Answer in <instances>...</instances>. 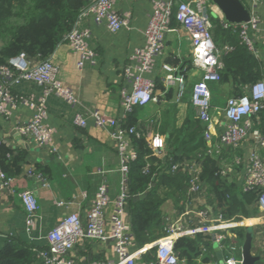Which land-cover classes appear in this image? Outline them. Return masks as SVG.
I'll use <instances>...</instances> for the list:
<instances>
[{
	"label": "crops",
	"instance_id": "0c3cea01",
	"mask_svg": "<svg viewBox=\"0 0 264 264\" xmlns=\"http://www.w3.org/2000/svg\"><path fill=\"white\" fill-rule=\"evenodd\" d=\"M241 1L252 16L258 17V27L252 30L251 34L258 53V56H255L264 64V0H260L257 5L253 4V0ZM115 8L122 15L130 13L129 25L118 32H111L106 24L96 23L92 15L81 20L80 29L88 31L86 40L96 53L93 60H84L80 65V53L74 51L67 42L60 44L54 52L52 60L59 68L58 79L63 86L71 89L79 103L72 104L55 93L45 96L43 87L33 81H23L11 88L18 97L44 98L47 107L45 123L55 129L53 142L57 152H52L48 145H40L32 137H25L18 131L19 124L27 123L33 116V110L26 103L10 106L9 118L0 113V141L27 152L23 170L13 176L16 193H11L8 189L0 192V248L9 240L16 239L38 250L46 249V233L59 225L69 213L78 212L83 224H86L87 210L96 199L102 184H106L108 194L112 198L122 190L121 157L110 139L109 132L98 127L90 113L98 112L117 118L124 116L123 91H130L132 88L131 79L125 74V69H135L138 63L133 55L136 49L144 48L147 44L145 29L153 12V4L151 0H121ZM210 8L215 43L221 49H231L229 40L222 34V29H219L217 23L218 19H225L223 12L213 0ZM172 27L174 30L166 34L164 54L158 57L154 70L145 74V77L154 83L157 82L158 87L162 86L161 80L163 81L166 74L164 64L181 69L182 63L184 65L189 62L192 54L188 34L178 23H173ZM227 51L229 50H224L222 59ZM175 60H180L181 65H175ZM186 70L187 67L183 73ZM201 74L200 69L191 66L184 74L186 89L182 96L175 98L173 86L170 87L171 100L167 96L162 97L158 102H150L140 108L138 123L147 137L151 138L158 133L164 138L166 146H170L171 135L177 136L189 118L191 121L198 119L191 104V92ZM237 85L231 77L228 82L211 84L212 109L209 129L212 137L210 141L205 139L206 147L199 150L202 158L198 176L204 193L176 194L164 202L162 210L170 223H178L183 229L205 223V219L196 214L198 211L206 212L209 220L215 219L219 214H222L224 219L235 221V218L239 217V224L228 230L201 234V253L192 261L180 260V264H222L225 257L232 254L241 264L242 246L246 236L241 238L239 235L243 230L253 233L252 252L260 257L255 264H264V213L257 208L251 194L247 193L250 190L245 182L248 158L257 144L256 139L250 137L237 147L220 141V135L228 121L225 112L228 98L240 92L249 93L250 85L245 84L240 90ZM160 90L161 88H157L158 94ZM78 113L88 118L87 127L75 124ZM157 119L159 124L156 126ZM259 121L258 124L256 120V125L264 134V120L260 117ZM209 145L211 152L208 151ZM258 149L264 158V147ZM194 157L196 159V156H193L191 160H194ZM206 157L209 158L206 167L208 171L203 175V160ZM29 168H35L42 176L27 175ZM217 171L220 172L221 180L216 176ZM220 182L223 190L231 186L237 195L236 205L227 209L226 214L214 210V189ZM25 188L33 190L40 203L32 233L26 229V215L17 193ZM129 209L128 202V222L131 221ZM111 211L109 213H112ZM107 221L110 231V218ZM220 237L222 239L219 242L217 239ZM132 245L133 248H138L135 241ZM154 245L155 242L147 244V250ZM71 258L78 264L116 261L114 241L87 239L73 249ZM149 259V255L144 253L139 259V264H149L152 262ZM31 264H45L36 250Z\"/></svg>",
	"mask_w": 264,
	"mask_h": 264
},
{
	"label": "built area",
	"instance_id": "2783aa9c",
	"mask_svg": "<svg viewBox=\"0 0 264 264\" xmlns=\"http://www.w3.org/2000/svg\"><path fill=\"white\" fill-rule=\"evenodd\" d=\"M86 1L74 25L58 44L59 46L67 42L74 51L80 53L82 59L79 62L80 65L84 60H93L96 54L86 40L88 31L80 29L82 19L92 15L96 23L106 24L113 33L127 27L130 23V13L122 15L115 8L121 0ZM151 2L153 12L150 15L148 27L145 29L147 44L144 48L136 49L133 55L138 63L135 69H125V74L131 79L132 88L130 91H123L124 116L117 118L98 112L90 113V116L94 117L95 124L109 132L110 139L121 157L122 190L119 195L112 198L108 194L106 184H102L97 191L96 199L87 210L86 224H83L78 212H72L64 217L59 225L50 229L46 233L47 248L43 250L34 248L45 264H78L71 258V252L79 243L87 239L101 242H108L112 239L117 259L109 262L93 261L86 264H139V259L146 252L147 245L133 248L132 244L135 240L132 236L131 224L127 221V203L132 197L129 189L131 162L138 156L132 140L133 136L141 137L145 132L141 126H128L126 117L136 107L160 100L155 92L154 81L145 77V74L154 70L158 57L164 54L166 34L174 30L171 26L173 17L188 34L192 52L190 59L193 66L202 72L200 79L193 86L191 102L197 117L207 126L204 133L205 139L211 140L212 134L209 129L212 109L211 84L220 81L224 65L222 54L224 50H230V47L221 49L215 43L209 15L211 0H151ZM259 2L260 0H253L254 5ZM222 22L224 27L238 30L243 43L258 56L255 39L251 34L252 30L258 27V17L251 16L249 22L239 24L230 23L226 19ZM53 55L54 52L45 59H33L21 53L0 66V113L9 118L10 106L26 103L33 110V116L27 123L19 124L18 131L25 137H32L40 145H48L50 150L56 153L57 148L53 142L55 129L45 123L47 107L44 98L18 97L11 89L13 85L20 82L33 81L43 87L45 96L55 93L72 104L79 103L71 89L63 86L59 81V68L52 60ZM163 69L166 71L164 81L167 87L170 88L179 83L178 95L182 96L185 92V84L183 77L177 76L179 68L164 64ZM262 70L263 78L248 87L249 93L228 98L225 107L228 121L220 135V141L223 144L237 147L250 137L256 139L257 144L248 158L245 182L248 189L259 191L256 205L264 213V158L258 149L264 147V134L256 125V120L259 124L261 113L264 112V65ZM75 124L87 127L88 118L78 113L75 117ZM150 145L161 154L166 147L164 138L159 134L151 137ZM208 147V151L211 152V146ZM194 164L196 166H193ZM180 165V163L173 164L172 171L177 170ZM185 165L190 174L188 193L203 194L204 188L198 176V171L201 169L200 161L194 160ZM27 175L42 176L35 171V168H29ZM7 189L11 193H16L13 177L8 176L0 168V192ZM17 193L26 215V229L32 233L39 214L40 203L34 191L29 188ZM110 211L112 213H109ZM196 214L205 219V223L183 229L180 224L169 222L166 234L155 241L157 262L149 264H180L175 250V241L180 236L194 237L199 234H212L228 230L239 224L237 220L224 219L222 214L212 220L208 219L204 211H198ZM108 218L111 220L110 231L108 230ZM221 239L220 237L217 240L220 242ZM224 264L240 263L232 254L225 257Z\"/></svg>",
	"mask_w": 264,
	"mask_h": 264
},
{
	"label": "trees",
	"instance_id": "16d2710c",
	"mask_svg": "<svg viewBox=\"0 0 264 264\" xmlns=\"http://www.w3.org/2000/svg\"><path fill=\"white\" fill-rule=\"evenodd\" d=\"M86 3V0H0V66L21 53L33 59L49 57L72 28ZM173 23H177L175 17L171 20V26ZM217 23L219 29H222V34L229 40L231 49L223 55L221 79L215 84L228 82L231 77L240 90L245 84L251 85L261 80L263 62L259 61L260 59L243 43L238 30L224 27L222 20L218 19ZM174 64L181 65V61L175 60ZM190 65L194 67L191 59L184 65L182 63L181 73L186 67L189 70ZM187 70L182 74L183 78L186 77L184 74ZM161 85L158 87L155 82L156 94L159 98L167 96L171 100V88L167 87L164 78ZM157 88H161L160 94L157 93ZM242 95L244 93L240 92L235 97ZM141 107L143 106L136 107L126 117L128 126H141L138 123V112ZM192 107L194 108L193 104ZM260 117L264 120V112ZM158 124L157 119L155 125ZM205 126L206 124L199 118L192 121L189 118L177 136L171 135L169 139L171 145L166 146L162 154L151 147V138L147 137L146 133L141 137L133 136L132 141L138 156L131 162L129 189L132 197L128 202L132 236L138 247L153 243L166 234L169 220L165 217L162 206L168 198L189 192L190 174L185 168V163L194 161L195 157L191 160L193 156L202 158L199 150L206 147ZM26 160L27 152L24 149L13 148L7 143L0 142V168L8 176L13 177L20 173ZM208 160L207 157L203 160V175L208 171L206 168ZM175 163L181 165L172 171V165ZM216 176L221 180L219 171L216 172ZM214 192L213 204L217 212L226 214L227 209L233 208L237 202V195L231 186L223 190L220 182ZM247 193H250L251 198L257 202L259 191L250 190ZM197 236H180L176 239L175 250L180 260L186 259L189 262L201 253L200 242L203 238L201 234ZM239 236L244 238L246 230ZM156 252L157 247L152 246L145 253L149 255L150 261L156 263ZM34 256L33 247L16 239L9 240L0 248V264H31Z\"/></svg>",
	"mask_w": 264,
	"mask_h": 264
},
{
	"label": "water",
	"instance_id": "95a60500",
	"mask_svg": "<svg viewBox=\"0 0 264 264\" xmlns=\"http://www.w3.org/2000/svg\"><path fill=\"white\" fill-rule=\"evenodd\" d=\"M213 2L221 9L224 17L230 23H243L251 20V13L241 0H213ZM177 76L181 77V69L177 72ZM180 84L175 86L174 96L177 98ZM253 233H246L245 241L242 246L243 259L241 264H255L260 257L252 252ZM222 264H224L222 262Z\"/></svg>",
	"mask_w": 264,
	"mask_h": 264
},
{
	"label": "rangeland",
	"instance_id": "374dc122",
	"mask_svg": "<svg viewBox=\"0 0 264 264\" xmlns=\"http://www.w3.org/2000/svg\"><path fill=\"white\" fill-rule=\"evenodd\" d=\"M211 9V8H210ZM195 160H198V161H200V158H196Z\"/></svg>",
	"mask_w": 264,
	"mask_h": 264
}]
</instances>
